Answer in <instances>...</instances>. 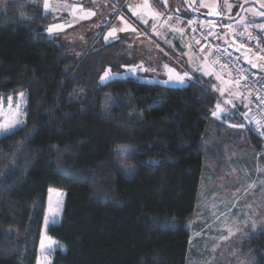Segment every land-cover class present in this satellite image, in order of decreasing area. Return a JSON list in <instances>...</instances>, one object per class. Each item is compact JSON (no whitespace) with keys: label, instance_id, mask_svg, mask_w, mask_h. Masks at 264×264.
I'll return each mask as SVG.
<instances>
[{"label":"trees","instance_id":"trees-1","mask_svg":"<svg viewBox=\"0 0 264 264\" xmlns=\"http://www.w3.org/2000/svg\"><path fill=\"white\" fill-rule=\"evenodd\" d=\"M44 21L26 0H7L0 13V97L26 96L23 123L0 135V264H185L216 100L208 80L98 83L106 63L119 64L121 41L96 34L65 55ZM258 42L264 51V27ZM116 145L135 150L130 177L113 164ZM249 244L264 264V231Z\"/></svg>","mask_w":264,"mask_h":264},{"label":"rangeland","instance_id":"rangeland-1","mask_svg":"<svg viewBox=\"0 0 264 264\" xmlns=\"http://www.w3.org/2000/svg\"><path fill=\"white\" fill-rule=\"evenodd\" d=\"M26 1L42 11L47 18L42 23L45 35L65 55L84 51L96 34L104 42L121 41L125 52L119 64L113 68L106 63L98 75V83L131 76L182 86L197 74L212 80L207 86L216 100L200 142L204 155L195 207L186 223L190 236L185 264H257V253L249 241L258 231H264V155L240 121L246 113L240 114L237 121L226 117L231 111L237 115L230 96L233 93L240 96L241 87L222 66L216 67L219 65L213 60L211 46L196 40L192 32L194 25L202 26L210 32L211 42L220 35L222 42L217 44L222 46H228L222 28L228 30L227 38L235 33H251L258 40L263 33L264 10L255 3H247L235 19L222 23L190 15L183 0H126L125 4L123 0ZM243 1L189 0V3L199 10L231 15ZM256 1L264 6V0ZM6 2L0 0V13ZM253 19L258 20L250 22ZM173 38L180 42L182 50L172 45ZM230 50L243 63L245 57L256 55L236 44ZM104 95V105H108L112 96ZM25 100L24 92L1 96L0 125H11L10 131L22 124ZM221 121L226 125H221ZM8 131L0 128V135ZM134 151L128 145L114 147L113 164L124 176L134 173L130 159ZM57 199L59 193L52 191L49 211H54Z\"/></svg>","mask_w":264,"mask_h":264},{"label":"built area","instance_id":"built-area-1","mask_svg":"<svg viewBox=\"0 0 264 264\" xmlns=\"http://www.w3.org/2000/svg\"><path fill=\"white\" fill-rule=\"evenodd\" d=\"M210 32L206 28L194 25L193 37L211 46L214 62L222 66L226 73L230 74L237 84L244 90L248 96V110L243 116L242 122L245 129L252 133L260 142V153H264V79L243 64L238 57L227 47L215 44L209 39ZM232 39L242 46L252 50L255 53H261L264 57V51L260 47L258 40L251 33L232 34ZM239 118V114H234Z\"/></svg>","mask_w":264,"mask_h":264},{"label":"crops","instance_id":"crops-1","mask_svg":"<svg viewBox=\"0 0 264 264\" xmlns=\"http://www.w3.org/2000/svg\"><path fill=\"white\" fill-rule=\"evenodd\" d=\"M116 1V3H117V0H115ZM124 2H126V0H123V3ZM125 4V3H124ZM113 10H115V9H113ZM214 11H217V10H214ZM189 18H191V17H189ZM191 19H195L194 17H192ZM221 24V23H220ZM218 36V37H217ZM172 42V45L174 46V47H176L177 49H180V50H182V45H180V42L177 40V39H175V38H173V40L171 41ZM217 42H222V41H220V35H216L215 36V40H214V43H216L217 44ZM255 55V54H254ZM245 58H247V59H245V63H243V64H245V65H247L248 67H249V69H251V70H253V71H255L258 75H259V77L260 78H262V79H264V58L261 56V55H259V54H257L256 53V55L255 56H247V57H245ZM215 65V64H214ZM216 66V65H215ZM216 67H220V66H216ZM198 76L200 75V76H203L204 78H206L209 82L210 81H212L210 78H208L206 75H204V74H197ZM233 78V77H232ZM207 81V82H208ZM208 82V83H209ZM236 82V81H235ZM237 83V82H236ZM239 88V87H238ZM239 90L241 91V95L240 96H238V95H235L234 93L230 96V98H231V101H232V106L235 108V110H236V113L237 114H245L246 112H247V109H248V102H247V98H246V96H245V94L246 93H243L242 92V90H241V88H239ZM238 96V97H237ZM231 112H233V111H231ZM199 179H200V177H199ZM198 187H199V183H198ZM197 191H198V189H197ZM196 202V201H195ZM194 207H195V205H194Z\"/></svg>","mask_w":264,"mask_h":264},{"label":"water","instance_id":"water-1","mask_svg":"<svg viewBox=\"0 0 264 264\" xmlns=\"http://www.w3.org/2000/svg\"><path fill=\"white\" fill-rule=\"evenodd\" d=\"M183 3L186 7L187 12L192 15V16H200V17H205V18H211L217 22H219L220 20L225 21V23L227 21L233 20L235 19L241 12L242 7L247 4V3H255L257 6H259L261 9L264 10V6H262L258 1L256 0H245L243 2H241L237 9L234 11V13H232L231 15L225 14L223 11H213V12H207V11H203V10H199L197 8H194L190 3L189 0H183ZM224 23V22H223ZM223 32V35L226 38V41L228 42V48L230 49L232 45L236 44L240 47H243L245 49H247L249 52H253L252 50L242 46L241 44L237 43L236 41L232 40L231 37L227 38V33L228 30L226 28H222L221 29Z\"/></svg>","mask_w":264,"mask_h":264},{"label":"snow or ice","instance_id":"snow-or-ice-1","mask_svg":"<svg viewBox=\"0 0 264 264\" xmlns=\"http://www.w3.org/2000/svg\"><path fill=\"white\" fill-rule=\"evenodd\" d=\"M45 7L46 8L48 7L47 3L45 4ZM51 30L52 29H49L50 32H51ZM180 82L181 83L183 82V79L182 78L180 79ZM217 108H219V105H217ZM214 115H215V113H214ZM10 127H11V125H9V124L0 125V128H2L4 131H8ZM45 222L47 223V220ZM41 247L42 248L44 247L43 242L41 243Z\"/></svg>","mask_w":264,"mask_h":264},{"label":"bare ground","instance_id":"bare-ground-1","mask_svg":"<svg viewBox=\"0 0 264 264\" xmlns=\"http://www.w3.org/2000/svg\"><path fill=\"white\" fill-rule=\"evenodd\" d=\"M116 3V2H115ZM117 5V4H116ZM216 44V43H215Z\"/></svg>","mask_w":264,"mask_h":264}]
</instances>
